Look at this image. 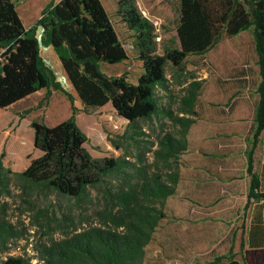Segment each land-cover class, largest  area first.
<instances>
[{"label": "trees", "instance_id": "trees-1", "mask_svg": "<svg viewBox=\"0 0 264 264\" xmlns=\"http://www.w3.org/2000/svg\"><path fill=\"white\" fill-rule=\"evenodd\" d=\"M166 1L179 3L180 47L160 54L158 28L137 0H113L117 16L133 32L134 48L143 64V73L133 84L126 76H108L102 70V65L129 59L102 0L51 1L30 29L23 25L13 0H0V109L41 90H47V98L52 90L64 93L72 109L71 117L56 126L32 123L34 148L40 156L24 171H13L4 164V153L0 156V264H30L23 257L9 255L13 242L23 237L22 229L8 215L6 200L16 197L25 208L21 215L36 211L38 224L41 219L48 228L56 224L62 236L40 246L39 259L46 264H144L147 246L167 218L166 202L177 192L181 155L188 149L187 136L198 119L196 103L205 82L191 81L175 111L161 105L159 98L160 90L170 91L168 67L180 68L189 56H205L224 39L245 31L253 33L261 77L256 128L247 154L249 199L264 198L254 173V151L264 131V0ZM39 28L43 30L40 39ZM42 46L54 49L86 107L111 103L128 121L120 140L111 139L115 149H124L122 156L94 158L88 151L89 138L77 123L75 99L46 64ZM156 120L162 129L164 121H169L176 133L146 139L150 135L141 122ZM131 148L135 151L132 159ZM51 197L58 201L59 216L49 207H38V198ZM62 198L74 200L78 207L97 208L78 223L69 208L62 212ZM241 257L240 261L228 256L226 264H264V249L242 247ZM223 260L224 256L218 257L208 264Z\"/></svg>", "mask_w": 264, "mask_h": 264}, {"label": "rangeland", "instance_id": "rangeland-1", "mask_svg": "<svg viewBox=\"0 0 264 264\" xmlns=\"http://www.w3.org/2000/svg\"><path fill=\"white\" fill-rule=\"evenodd\" d=\"M17 6V11L25 28L30 29L41 17L43 9L47 6L46 0H13ZM109 12L119 37L126 48L129 59L118 65H102V70L108 76H126L127 80L133 84L138 82L143 73V64L138 59L134 48L133 32L129 30L116 13V4L113 0H102ZM137 3L144 14L151 19L158 28V52L164 54L169 48H179L180 42L177 36V20L179 16V3H169L166 0H137ZM148 8H146L145 6ZM252 33H247L248 36ZM42 31L38 29L37 37L41 38ZM253 35V33H252ZM254 38V37H253ZM237 41L228 38L222 41L221 47H218L205 56H189L180 68L168 67L167 77L169 79L170 91H159L160 104L172 106L175 111L180 108V98L183 96V90L193 80H205L210 78L212 62L217 58L226 56V49L235 45ZM255 45V43H254ZM223 47V48H222ZM255 47V46H254ZM51 52L56 53L52 47H41V54L46 64L54 71L57 80L63 88L73 95L75 106L78 108L76 116L80 128L87 134L89 142L86 148L94 158H117L124 154V149L117 150L112 145L111 139L120 140L119 136L124 133L128 126V121L120 117L114 110L111 103L100 108H88L80 100L72 83L70 82L58 56L56 60L52 59ZM209 80V79H208ZM206 81V80H205ZM72 115L71 103L68 97L60 92L52 90V95L47 98V90H41L28 98L12 105L6 109H0V156L4 153V164L13 171H24L31 160L40 156V152L34 148V131L32 123L37 121L48 126H56L67 120ZM182 116V114H180ZM163 129L156 120L153 124L142 121L144 130L150 135L145 137L150 141L163 136L164 132H175L176 129L164 121ZM164 130V131H163ZM126 146V145H125ZM158 146H155L156 149ZM131 159L135 155L133 148L130 150ZM151 157V154H148ZM181 161V159H180ZM95 194V190H93ZM10 204L8 215L10 219L23 231V237L14 241L9 255L20 256L28 260L30 264H46L40 260V246L49 243L51 239L58 240L62 236L56 230V224L48 228L41 219L39 224L34 220L35 212H27L21 215L20 198L7 199ZM58 201L55 197L46 200L38 198V207H49L52 212L60 215ZM62 212L69 208L76 222H81L90 218L94 206L78 207L74 200L68 198L60 199ZM167 206V202H166ZM175 207L169 217L161 222L153 235V238L146 249L144 264H196L199 256L195 252H207L212 248L218 250L217 256L211 261H203L200 264H208L216 258L224 256L222 264H226L228 256L236 254L234 249L230 250L227 243H217V240L209 245H200V240L194 238V218L189 220L187 216L188 208H183L180 204ZM192 214V213H190ZM193 215V214H192ZM41 224V225H40ZM50 233L51 235H48ZM217 244V245H216ZM240 249L237 244L236 252ZM229 250V251H228Z\"/></svg>", "mask_w": 264, "mask_h": 264}, {"label": "crops", "instance_id": "crops-1", "mask_svg": "<svg viewBox=\"0 0 264 264\" xmlns=\"http://www.w3.org/2000/svg\"><path fill=\"white\" fill-rule=\"evenodd\" d=\"M51 1L61 0H46V4ZM249 32L229 39L238 42L226 49V56L212 62L214 69L210 78H205L196 103L198 119L189 130L188 149L181 155L177 192L166 206L167 218L175 213L177 204L188 208L187 217L195 220L193 235L199 244L226 241L240 261L242 247L264 249V198L249 199L247 154L256 128L261 82L254 38L252 33L247 35ZM50 54L57 59L54 52ZM254 173L264 196V131L254 151ZM200 253L195 252L199 256L196 264L213 260L218 250L214 247Z\"/></svg>", "mask_w": 264, "mask_h": 264}]
</instances>
